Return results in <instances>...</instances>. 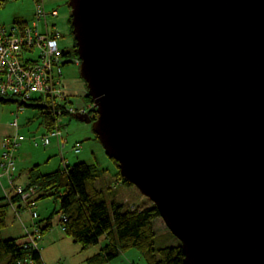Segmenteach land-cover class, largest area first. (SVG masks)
<instances>
[{"label":"water","instance_id":"1","mask_svg":"<svg viewBox=\"0 0 264 264\" xmlns=\"http://www.w3.org/2000/svg\"><path fill=\"white\" fill-rule=\"evenodd\" d=\"M90 124L183 264H264V0H68Z\"/></svg>","mask_w":264,"mask_h":264},{"label":"rangeland","instance_id":"2","mask_svg":"<svg viewBox=\"0 0 264 264\" xmlns=\"http://www.w3.org/2000/svg\"><path fill=\"white\" fill-rule=\"evenodd\" d=\"M39 2L43 4L46 12L50 13L53 9L58 11V16L55 18H43L38 26L39 30L42 33H46L44 22L47 21L50 30L60 34L59 49L63 54L70 55L71 57L69 60L71 61L75 56L74 47H76V43L69 24V17L71 14L70 8L68 7V0H39ZM35 4L36 2L34 0H3L0 4V13L3 14V12H5L6 15H13L15 13L21 14L22 16L27 15L29 16L27 18V20H29L28 24L32 26L35 22ZM52 25H54V27H52ZM79 67L80 66L76 67L74 64H67L62 68V81L66 85V89L67 86L71 84L76 91V93L71 96V99L69 98L68 102L71 103L70 106L74 107V109H81L82 107L96 114L93 103L91 107L94 110L88 109L90 100L86 95H83L84 91L80 88L81 83H84V81L79 76ZM68 80L73 81L72 83H68ZM84 85L86 84L84 83ZM67 105H69V103ZM6 114L9 116L8 121L12 123V127L17 128L19 125L17 133L24 138L23 142L19 144L14 153L16 171L13 173L12 177L14 180H17V185L21 187L26 186V173L32 166H39L41 174L45 175L58 170H64L66 166L70 167L77 163H83L88 166L96 165L98 167L100 177L96 181L95 187L100 192H103L109 207L112 203H116L122 208L123 212H127L131 209H143V207H147L151 204V201L143 196L135 186H126L120 182L117 177L118 173L120 174L119 169L116 168L106 156L90 124L79 122L75 115H68L60 118L62 133L60 136L62 137V139H60V144L62 145V143L65 142V148L61 150L62 148H58V141L54 137H51L48 146H42L41 139L43 136H48V133L41 126L39 111L31 108H22V110H20L16 103H11L5 106L3 118H5ZM14 120H17V123L13 122ZM35 142L38 143L37 147L34 144ZM76 144L77 147L79 146V152L73 150ZM1 182L5 183V179H2ZM57 210V204H54L51 199L37 202L32 208H22V212L19 216L13 214L14 212L9 210L6 220L9 226L6 230L1 232L0 236L5 240L17 239L20 243L24 240L26 242L27 238H23L26 234L25 228L31 230V226L35 222V220L32 219V214H36L38 222L41 221L45 223V219H47L52 212ZM60 220V215L53 216L51 220L52 230L41 238L38 243L44 264H84V260L87 256L93 252H98L105 241L102 239L98 246L82 251L78 245L74 244L63 235L59 224ZM153 227L156 232V248L178 245L177 239L169 234L170 231L161 218L155 220ZM2 264H4V262H2ZM110 264L146 263L138 252L135 250H128L121 253L116 259L111 261Z\"/></svg>","mask_w":264,"mask_h":264},{"label":"trees","instance_id":"3","mask_svg":"<svg viewBox=\"0 0 264 264\" xmlns=\"http://www.w3.org/2000/svg\"><path fill=\"white\" fill-rule=\"evenodd\" d=\"M69 24L72 30L71 16ZM14 25L17 30L28 27L24 21H15ZM74 49V57H77L76 47ZM64 56L71 57L68 54ZM89 100L92 102L90 98ZM17 102L21 104L20 108L39 111L41 126L49 135L58 129L61 130V121L58 123V120L69 115L52 106L51 101L41 96H33L29 103H20L13 96L0 95V105ZM43 140L44 136L41 139L42 146ZM34 144L38 146V143ZM110 160L118 168L117 162ZM99 177L100 171L96 165L88 166L83 163L66 166L64 170L45 175L41 174L39 166L29 169L27 185L21 187L22 193L0 199V235L8 227L7 215L14 206H17L15 210L20 212L22 203L25 207L32 208L37 202L51 199L57 204L58 210L52 212L45 219V223L38 222L36 214H32L35 222L31 230L25 228V232L30 236V239L26 235L23 237L27 238L26 242L24 240L20 243L17 239L5 240L0 236V264H44L38 243L52 230L51 220L54 215H60L59 224L63 235L82 251L96 247L102 239L105 240L104 246L88 258L86 264H110L128 250L138 252L146 264H183L184 257L178 240L177 246L156 248V232L153 225L160 216L155 205L151 203L143 209H131L127 212H123L116 203L109 207L103 192L95 187ZM117 177L123 185L132 186L119 173ZM15 190L18 191V188ZM23 195L27 197L23 198ZM169 234L173 236L170 232Z\"/></svg>","mask_w":264,"mask_h":264},{"label":"built area","instance_id":"4","mask_svg":"<svg viewBox=\"0 0 264 264\" xmlns=\"http://www.w3.org/2000/svg\"><path fill=\"white\" fill-rule=\"evenodd\" d=\"M46 15L44 9L37 4L35 22L38 23ZM55 15L52 12L51 16ZM59 39L58 32L41 33L36 25L23 30L7 31L0 21V95L14 96L20 103L29 102L33 96L47 97L52 106L60 110L64 104H68L62 81V68L67 64L78 67L81 62L77 57L70 61V57L64 56L59 49ZM89 108H92L91 105ZM60 136L59 129L51 134V137ZM22 140V137H13L2 143V157L7 175L15 169L14 153ZM48 144L49 139L46 137L43 145ZM18 193L21 194L22 190L18 189ZM26 197L27 195H23V198Z\"/></svg>","mask_w":264,"mask_h":264},{"label":"crops","instance_id":"5","mask_svg":"<svg viewBox=\"0 0 264 264\" xmlns=\"http://www.w3.org/2000/svg\"><path fill=\"white\" fill-rule=\"evenodd\" d=\"M3 0H0V4H1V2H2ZM35 2H36V4H35V6L38 4V5H40L43 9H44V11H45V13L47 14L46 15V17L48 18V17H53V18H55V17H57L58 16V11H56V10H51L50 11V13L49 12H46V10H45V7L43 6V4L42 3H40L39 2V0H34ZM42 1V0H41ZM34 12H36V7H35V11ZM52 12H55L56 13V15L55 16H51V14H52ZM29 16H27V15H24V16H22L21 14H17V13H15V14H13V15H6L5 14V12H3V14L2 13H0V18H1V21L3 22L2 24L4 25V27H5V29L7 30V31H10L9 30V28L10 29H12V28H15V25H14V22L15 21H24V22H26V24H28V21L29 20H27V18H28ZM33 17V16H32ZM45 17V18H46ZM46 18V19H47ZM34 19H36V16L34 15ZM45 19V20H46ZM44 20V21H45ZM42 22V19L38 22V23H36V22H34L33 24H32V26H30L29 24H28V27H33V26H35L36 25V27H37V29L39 30V24ZM45 23V32L46 33H51V32H53L52 30H50V28L48 27L49 25H48V22L47 21H45L44 22ZM8 26V27H7ZM7 27V28H6ZM52 27H54V25H52ZM40 31V30H39ZM41 32V31H40ZM42 33V32H41ZM77 67V66H76ZM72 81L73 80H68V83H72ZM63 86H64V90H65V92L67 93V96H68V98H70L71 99V96H73L75 93H76V91L74 90V86L73 85H71L70 84V86L68 85L67 86V89H66V85L63 83ZM80 88H82V90L84 91L83 93V95L85 96L86 94H87V90H86V86L84 85V83H81V85H80ZM92 102H90V104H91ZM69 105H71V104H69ZM0 106H2V105H0ZM5 106H7V105H3L2 107H0V199H3V198H9L10 196H12L13 195V193H12V189H22L21 188V186L20 185H17V180H14L13 179V177H12V175H13V173H15V171H16V165L14 166L15 167V169H14V171H12L10 174H5V167H4V160H3V157H2V155H3V153H4V150L2 149V143L4 142V140L5 139H9V138H13V137H22V136H19L18 135V133H17V131H18V127H19V125L17 126V128H14V127H12L11 125H12V123H10L9 121H8V118H9V116L6 114V116H5V118H3V115H4V113H5ZM18 106V105H17ZM18 108H19V106H18ZM13 109V108H12ZM20 110H22V108H20ZM13 122H15V123H17V120H14ZM23 138V137H22ZM54 138H56L57 139V141H58V148H62L61 150H63L65 147L63 146L62 147V145L60 144V139H62V137H54ZM24 139V138H23ZM20 144V143H19ZM50 144V143H49ZM63 144V143H62ZM19 146V145H18ZM73 150H74V148H73ZM75 151V150H74ZM16 162V161H15ZM33 167V166H32ZM28 172V171H27ZM26 178H27V173H26ZM2 179H5V183H2L1 182V180ZM27 185V184H26ZM23 187V186H22ZM24 188V187H23ZM25 204H23L22 203V208H25V206H24ZM17 208V206H14V207H12V208H10V210L11 211H13L14 213L13 214H15V215H17V216H19L20 215V213L22 212V211H20V212H18L17 210H15ZM22 208H20L21 210H22ZM7 225L9 226V224H8V222H7ZM6 230V229H5ZM68 239V238H67ZM70 240V239H69ZM71 241V240H70ZM102 241V240H101ZM103 241H105V240H103ZM104 244H105V242H104ZM104 244L102 245V247L104 246ZM97 251V250H96ZM97 252H93L92 254H89L88 256H87V258L84 260V264H86V260L88 259V258H90L91 257V255L93 256L94 254H96ZM44 263V262H43Z\"/></svg>","mask_w":264,"mask_h":264},{"label":"bare ground","instance_id":"6","mask_svg":"<svg viewBox=\"0 0 264 264\" xmlns=\"http://www.w3.org/2000/svg\"><path fill=\"white\" fill-rule=\"evenodd\" d=\"M4 29H5V27H4ZM13 29H15V28H12V29H9V30H13ZM6 30V29H5ZM16 30V29H15ZM53 91H57V89H53ZM66 95H67V93H66ZM14 97V96H13ZM15 98V97H14ZM16 99V98H15ZM46 100H48V101H50V99L49 98H45ZM67 99H68V101H69V98H68V96H67ZM31 101V100H30ZM29 101V102H30ZM29 102H27V103H29ZM18 103V102H17ZM16 103V104H17ZM93 103V102H92ZM91 103V104H92ZM69 104H71L70 102H69ZM90 103H89V105H88V109H91V110H94L93 108H89V106L91 105ZM18 106H19V108H20V106H21V104H17ZM94 106V105H93ZM21 108H23V107H21ZM61 110L64 112V113H66V112H68V114L69 113H75V114H69V115H75V117H76V115L77 114H79V115H84V114H87L88 115V117L90 118V116H89V114L90 113H92V112H90V111H88V110H86V109H84V108H82L81 107V109H77V108H75L74 109V107H72V106H70V105H67V104H64L62 107H61ZM91 119V118H90ZM60 132H61V130H59ZM62 134V133H61ZM48 138L49 139V143H50V139H51V134L49 135L48 134V136H44V138ZM23 141V140H22ZM21 142V141H20ZM19 142V143H20ZM49 145V144H48ZM48 145H46V146H48ZM63 145H64V147H65V142L63 143ZM74 148V150L76 149H78L79 150V146L77 147V144L73 147ZM76 152V151H75ZM79 152V151H78ZM12 193L13 194H15V193H17V194H19L18 193V191H16V190H14V189H12ZM26 237L28 238V239H30V236H29V234L26 232Z\"/></svg>","mask_w":264,"mask_h":264},{"label":"flooded vegetation","instance_id":"7","mask_svg":"<svg viewBox=\"0 0 264 264\" xmlns=\"http://www.w3.org/2000/svg\"><path fill=\"white\" fill-rule=\"evenodd\" d=\"M90 118L92 119V121H94L96 119V114L95 113H90L89 114Z\"/></svg>","mask_w":264,"mask_h":264}]
</instances>
